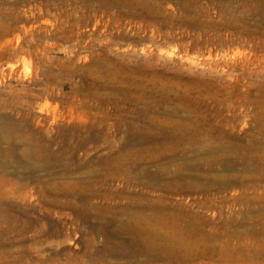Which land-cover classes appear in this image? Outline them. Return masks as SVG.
<instances>
[{"label": "rangeland", "instance_id": "rangeland-1", "mask_svg": "<svg viewBox=\"0 0 264 264\" xmlns=\"http://www.w3.org/2000/svg\"><path fill=\"white\" fill-rule=\"evenodd\" d=\"M0 264H264V0H0Z\"/></svg>", "mask_w": 264, "mask_h": 264}]
</instances>
